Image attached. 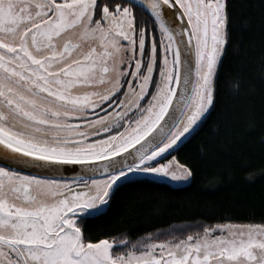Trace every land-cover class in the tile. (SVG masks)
I'll return each instance as SVG.
<instances>
[{
  "label": "snow or ice",
  "instance_id": "obj_1",
  "mask_svg": "<svg viewBox=\"0 0 264 264\" xmlns=\"http://www.w3.org/2000/svg\"><path fill=\"white\" fill-rule=\"evenodd\" d=\"M227 41V0H0V264H264V223L82 228L129 174L192 176L157 158L213 105ZM51 164L93 175L28 170Z\"/></svg>",
  "mask_w": 264,
  "mask_h": 264
},
{
  "label": "trees",
  "instance_id": "obj_2",
  "mask_svg": "<svg viewBox=\"0 0 264 264\" xmlns=\"http://www.w3.org/2000/svg\"><path fill=\"white\" fill-rule=\"evenodd\" d=\"M227 13L214 103L173 155L192 169L189 185L120 180L102 214L82 222L86 239L264 223V0H227Z\"/></svg>",
  "mask_w": 264,
  "mask_h": 264
},
{
  "label": "water",
  "instance_id": "obj_3",
  "mask_svg": "<svg viewBox=\"0 0 264 264\" xmlns=\"http://www.w3.org/2000/svg\"><path fill=\"white\" fill-rule=\"evenodd\" d=\"M210 108H209V110H210ZM209 110H208V112H209ZM208 112H206L205 115L202 117V119L200 121H198L197 125L194 126L193 130H190V132L188 134H186L184 137H182L181 140L178 141L177 144L173 146V148L169 149L167 153L162 154V157L164 158V157H167V156L174 155L175 150H177L178 147L181 146L198 129L200 123L203 121V119L205 118V116L207 115ZM137 147H139V146H137ZM9 155H11V153L8 152V151H5L3 146H0V156H9ZM161 159L162 158H159V157L157 158L158 161L161 160ZM102 163L103 162H96L95 164H92L91 167L99 168L100 171H102ZM21 167H23V165H21ZM28 170H30V171H32L34 173L35 172H39V173H41L43 175H47L49 177L57 178V179H74V178H76L78 176L89 177V176L93 175L89 171V166H82V165H79V164H72V165L51 164V165L46 166L43 169L34 168V169H28ZM136 177L146 178V177L140 175V173L129 174L126 178H136ZM95 178H100V177L96 176ZM122 179H125V178H122ZM147 179L153 180V181H157V182H161V183H165V184L171 186L172 188L186 187V186L189 185V183L191 181V177H190L189 180L186 181L185 183L172 185V184H170L168 182H165V181H160V180L151 179V178H147ZM95 215L96 214L93 213L89 217L95 216Z\"/></svg>",
  "mask_w": 264,
  "mask_h": 264
},
{
  "label": "rangeland",
  "instance_id": "obj_4",
  "mask_svg": "<svg viewBox=\"0 0 264 264\" xmlns=\"http://www.w3.org/2000/svg\"><path fill=\"white\" fill-rule=\"evenodd\" d=\"M264 140V138H263ZM173 155L168 157L167 159H165V161H161V162H167L168 160L172 159ZM140 175L146 177V178H151V179H156V180H160V181H165V182H168L172 185H176V184H182V183H185L186 181H188L189 179L187 180H182V181H173L171 180V178H167V177H154V176H151V175H145V174H141Z\"/></svg>",
  "mask_w": 264,
  "mask_h": 264
},
{
  "label": "flooded vegetation",
  "instance_id": "obj_5",
  "mask_svg": "<svg viewBox=\"0 0 264 264\" xmlns=\"http://www.w3.org/2000/svg\"><path fill=\"white\" fill-rule=\"evenodd\" d=\"M136 15L139 17L140 21L143 20V19H146V18L143 17V15L139 11H137ZM149 28H150V25H149ZM156 39H157V41L159 40V33L156 34ZM151 40H152V37H151V35H149V37H148V46L149 47L151 45ZM168 157H170V156L162 158L161 160H159V162L165 161V159H167Z\"/></svg>",
  "mask_w": 264,
  "mask_h": 264
}]
</instances>
